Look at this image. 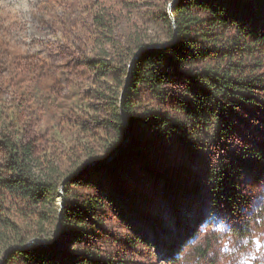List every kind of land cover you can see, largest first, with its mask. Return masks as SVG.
<instances>
[{
  "label": "trees",
  "instance_id": "16d2710c",
  "mask_svg": "<svg viewBox=\"0 0 264 264\" xmlns=\"http://www.w3.org/2000/svg\"><path fill=\"white\" fill-rule=\"evenodd\" d=\"M172 18L170 41L141 44L124 69L113 115L120 141L108 162L65 175L31 144L3 138L0 222L8 237L0 264H133L148 246L139 225L155 221L153 198L180 215L203 200L200 152L211 144L227 149L251 126L248 116L264 110V0H178ZM102 68L110 74L115 66ZM259 138L242 146L257 157L221 159L208 177L213 198L230 211L248 205L244 172L264 179V132ZM61 212L56 245H43L55 240L45 225L53 218L57 233ZM24 219L38 230L23 231Z\"/></svg>",
  "mask_w": 264,
  "mask_h": 264
},
{
  "label": "rangeland",
  "instance_id": "374dc122",
  "mask_svg": "<svg viewBox=\"0 0 264 264\" xmlns=\"http://www.w3.org/2000/svg\"><path fill=\"white\" fill-rule=\"evenodd\" d=\"M176 1L0 0V172L4 137L31 144L38 159L65 175L108 162L120 141L113 115L128 78L124 69L141 44L149 49L170 41L167 21ZM107 63L115 66L110 74L102 68ZM248 117L251 126L227 149L211 144L200 152L202 201L180 215L152 199L155 221L139 225L148 246L133 264H264V179L256 183L244 172L240 187L248 205L233 212L213 198L215 182L208 178L221 159L257 157L242 146L258 143L264 110ZM52 221L45 229L53 237ZM19 224L30 235L38 230L26 219ZM2 226L0 262L7 247L1 239L8 237Z\"/></svg>",
  "mask_w": 264,
  "mask_h": 264
},
{
  "label": "water",
  "instance_id": "95a60500",
  "mask_svg": "<svg viewBox=\"0 0 264 264\" xmlns=\"http://www.w3.org/2000/svg\"><path fill=\"white\" fill-rule=\"evenodd\" d=\"M178 1V0H177ZM176 1V2H177ZM175 2V3H176ZM171 19L173 20V18H172V15H171ZM158 48V47H157ZM124 94V93H123ZM123 96V95H122ZM121 110H122V106H121ZM122 112H123V110H122ZM125 120H126V118H125ZM127 133H128V129H127ZM123 150V148L121 149V151ZM115 156V155H114ZM113 156V157H114ZM90 168V167H89ZM86 169H88V168H86ZM79 174V173H78ZM70 179V178H69ZM68 179V180H69ZM66 182H67V180L66 181H64V183H63V185H62V187H64L65 186V184H66ZM60 198H61V202H62V205H61V210L64 208V191H63V188L61 189V191H60ZM61 215H62V212L60 213V222H59V226H58V232H57V234H56V238H55V240L52 242V243H46V242H42V244L43 245H47L48 247H54L55 245H56V243H57V241H58V239H59V233H60V225H61ZM29 246V245H28Z\"/></svg>",
  "mask_w": 264,
  "mask_h": 264
},
{
  "label": "snow or ice",
  "instance_id": "6c2138e0",
  "mask_svg": "<svg viewBox=\"0 0 264 264\" xmlns=\"http://www.w3.org/2000/svg\"><path fill=\"white\" fill-rule=\"evenodd\" d=\"M260 210H262V209H259V208H258V211H260ZM254 243L257 245V249H259L260 242H259V241H254Z\"/></svg>",
  "mask_w": 264,
  "mask_h": 264
}]
</instances>
